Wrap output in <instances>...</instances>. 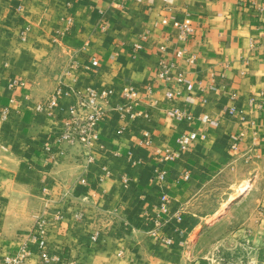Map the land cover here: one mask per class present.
Listing matches in <instances>:
<instances>
[{"label": "crops", "instance_id": "crops-1", "mask_svg": "<svg viewBox=\"0 0 264 264\" xmlns=\"http://www.w3.org/2000/svg\"><path fill=\"white\" fill-rule=\"evenodd\" d=\"M87 86L111 92L85 144L64 134ZM236 168L249 185L202 213ZM38 218L58 264H264V0H0V257Z\"/></svg>", "mask_w": 264, "mask_h": 264}, {"label": "built area", "instance_id": "built-area-1", "mask_svg": "<svg viewBox=\"0 0 264 264\" xmlns=\"http://www.w3.org/2000/svg\"><path fill=\"white\" fill-rule=\"evenodd\" d=\"M172 25L178 30V37L182 40L192 33L193 26L188 17L178 21L173 20ZM179 51V53H181ZM173 64L169 66L162 64L157 71V77L168 78V70ZM177 81L181 80V76L178 74ZM109 89L97 90L92 86H87L82 92L78 93L77 99L73 106L69 108V117L65 120V126L68 127L64 134V137L68 140H73L76 138L82 143L88 144L91 139L96 136V126L98 121L103 116V109L100 106L99 101L104 99L110 94ZM121 94L124 99L122 104V109L125 110L129 117H133L135 114L133 112L134 103L136 100V91L134 86L130 84H125L121 88ZM167 97H172V93L169 92ZM55 104V99L51 98L46 104H37L35 106L36 110H44ZM9 113L8 107L1 110V118L5 119ZM173 113L177 119L185 117L183 110L174 108ZM124 128L120 127L118 132H121ZM234 146V145H233ZM186 149L185 144L180 143L178 149H173L166 151L162 158L166 160H173L180 157L183 151ZM81 181H84L82 179ZM163 197L162 199H164ZM167 209L164 203L158 207L157 217L154 219V224L157 226L160 221L161 214H165ZM81 213L75 215L76 218H81ZM176 220H181V215L179 213L175 214ZM47 220L43 218H38L33 227L32 232L29 237L23 241L15 251L7 252L0 257V264H24L25 261L32 254V246L35 245L38 248L40 264H58L60 261L59 256L45 241V234L47 232ZM221 264H228L223 263Z\"/></svg>", "mask_w": 264, "mask_h": 264}, {"label": "rangeland", "instance_id": "rangeland-1", "mask_svg": "<svg viewBox=\"0 0 264 264\" xmlns=\"http://www.w3.org/2000/svg\"><path fill=\"white\" fill-rule=\"evenodd\" d=\"M242 173L243 170L241 168H236L235 170H231L229 173L223 174L221 177L214 180L209 187L212 194L208 195L207 198L203 196V199L200 201V204L203 206V208L207 207V209L202 210V213H209L213 207H216L217 209L215 210L217 211L219 206L222 211L226 210L229 204L234 202V198L238 197L237 191H243L249 185V179H238ZM243 184H246L245 187H242ZM222 225L223 224L215 225L212 228L203 226L198 230H206L208 237H210L213 236V234L219 232L222 229ZM208 237L206 236L201 240L202 246L208 244Z\"/></svg>", "mask_w": 264, "mask_h": 264}, {"label": "bare ground", "instance_id": "bare-ground-1", "mask_svg": "<svg viewBox=\"0 0 264 264\" xmlns=\"http://www.w3.org/2000/svg\"><path fill=\"white\" fill-rule=\"evenodd\" d=\"M245 185H246V184H243V186H242V187H245Z\"/></svg>", "mask_w": 264, "mask_h": 264}]
</instances>
